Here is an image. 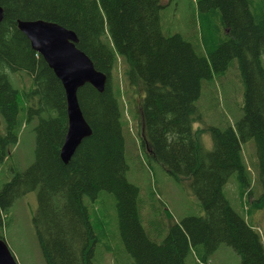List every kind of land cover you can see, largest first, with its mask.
Returning <instances> with one entry per match:
<instances>
[{"label": "trees", "instance_id": "16d2710c", "mask_svg": "<svg viewBox=\"0 0 264 264\" xmlns=\"http://www.w3.org/2000/svg\"><path fill=\"white\" fill-rule=\"evenodd\" d=\"M195 4L199 36L194 25L187 35L165 33L160 10L167 4L161 0H0V161L11 156L23 129L31 127L34 136L32 163L21 171L11 165V176L0 177V238L13 202L35 190L32 226L44 263L95 264L96 248L106 246L105 231L92 224L87 204L107 194L133 264H185L192 251L196 264H207L221 244L230 246L241 264H264L259 232L223 191L234 175L240 198L247 193L248 210L264 204V0ZM37 19L74 31L77 47L106 76L102 92L90 84L77 90L91 134L67 163L59 155L67 129L64 88L17 27L18 20ZM234 62L243 86L241 116L224 128H194L203 120L198 105L203 86ZM119 65L123 78L113 84ZM17 74L31 79L26 88L17 86ZM132 86L137 98L128 91ZM127 104L139 125V141L128 129ZM202 132L210 134L212 149L202 145ZM128 137L176 181L188 182L202 215L173 220L163 237L159 221L143 223L144 198L127 178ZM248 141L254 143L251 167L261 189L251 201L255 189L242 147ZM119 248L115 264H132Z\"/></svg>", "mask_w": 264, "mask_h": 264}, {"label": "rangeland", "instance_id": "374dc122", "mask_svg": "<svg viewBox=\"0 0 264 264\" xmlns=\"http://www.w3.org/2000/svg\"><path fill=\"white\" fill-rule=\"evenodd\" d=\"M167 5L160 10V22L165 33L180 32L183 35L191 33V26L199 36L202 28V21L198 14L195 0H161ZM195 7V8H194ZM264 66V54L262 55ZM14 84V75H9ZM113 84L115 78H123L122 67L119 65L113 74ZM16 84L20 89L26 88L30 84L27 75L17 74ZM214 79V78H213ZM31 80V79H30ZM221 85V86H220ZM121 87V86H120ZM134 98L138 97V89L134 86L128 89ZM137 102V100L135 101ZM243 104V86L238 76L236 63L229 66L223 76L210 80L202 88L198 105L202 111V122L194 125V128H205L216 126L224 128L228 124H233L241 114ZM124 113L128 119V129L135 141H139V125L137 119L131 117L133 110L129 104L124 105ZM200 140L205 149H212V139L208 132H202ZM125 145L129 151L126 160L129 165L127 178L141 190L144 198L143 223L147 220H157L163 229L171 222L178 221L187 215H202L204 213L198 198L191 192L187 181H176L157 162L151 161L146 154H142L138 148L134 147L133 140L125 138ZM244 162L248 169L251 186L254 193L249 195V200L256 199L260 186L255 181V172L251 167V158L255 151L253 141H248L242 145ZM34 136L31 127L20 132L17 144L11 149V156L0 161V177L5 180L11 176V165L16 170L26 169L33 161ZM224 195L230 205L246 221L251 224L260 234L264 246V204L252 207L248 210L247 193L242 198L239 192L238 182L232 175L224 186ZM86 202L85 199H83ZM92 224H97V228L104 229L106 246L96 248L95 264H115L118 247L133 264L132 259L123 251L120 241L115 213L113 210V199L110 195L103 194L94 202L87 204ZM37 207V193L30 191L17 198L10 209V220L3 228L4 240L14 255L18 264H45L42 258L34 229L32 226V216ZM155 225L157 222H152ZM150 226L151 229L156 228ZM161 235L165 236L166 231ZM98 246V244H97ZM197 255L192 251L185 260V264H196ZM129 261H127L128 263ZM123 264H127L122 261ZM207 264H241L235 251L225 244H221L215 250Z\"/></svg>", "mask_w": 264, "mask_h": 264}, {"label": "water", "instance_id": "95a60500", "mask_svg": "<svg viewBox=\"0 0 264 264\" xmlns=\"http://www.w3.org/2000/svg\"><path fill=\"white\" fill-rule=\"evenodd\" d=\"M0 7V21L2 19ZM18 29L28 38L60 80L66 97L67 129L60 148V158L67 163L91 128L80 109L77 90L84 84L102 92L106 76L94 68L92 60L77 47L74 31L42 19L18 20ZM0 264H18L4 239L0 238Z\"/></svg>", "mask_w": 264, "mask_h": 264}, {"label": "bare ground", "instance_id": "6f19581e", "mask_svg": "<svg viewBox=\"0 0 264 264\" xmlns=\"http://www.w3.org/2000/svg\"><path fill=\"white\" fill-rule=\"evenodd\" d=\"M206 50V49H205Z\"/></svg>", "mask_w": 264, "mask_h": 264}]
</instances>
